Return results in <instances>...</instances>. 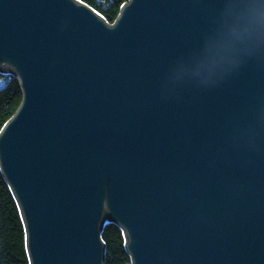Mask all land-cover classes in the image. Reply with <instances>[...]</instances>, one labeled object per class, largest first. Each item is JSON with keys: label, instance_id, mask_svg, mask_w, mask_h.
<instances>
[{"label": "water", "instance_id": "water-1", "mask_svg": "<svg viewBox=\"0 0 264 264\" xmlns=\"http://www.w3.org/2000/svg\"><path fill=\"white\" fill-rule=\"evenodd\" d=\"M0 72L31 264H264V0H0Z\"/></svg>", "mask_w": 264, "mask_h": 264}, {"label": "trees", "instance_id": "trees-1", "mask_svg": "<svg viewBox=\"0 0 264 264\" xmlns=\"http://www.w3.org/2000/svg\"><path fill=\"white\" fill-rule=\"evenodd\" d=\"M98 12L109 24H115L129 0H80ZM23 101L19 81L0 73V133L17 113ZM105 264H131L124 231L115 224L104 227ZM0 264H31L27 232L17 200L0 170Z\"/></svg>", "mask_w": 264, "mask_h": 264}, {"label": "rangeland", "instance_id": "rangeland-1", "mask_svg": "<svg viewBox=\"0 0 264 264\" xmlns=\"http://www.w3.org/2000/svg\"><path fill=\"white\" fill-rule=\"evenodd\" d=\"M0 73H2V74H4V75H11V73H5V72H0ZM11 76H13V75H11ZM15 77V76H14ZM5 127V126H4Z\"/></svg>", "mask_w": 264, "mask_h": 264}, {"label": "bare ground", "instance_id": "bare-ground-1", "mask_svg": "<svg viewBox=\"0 0 264 264\" xmlns=\"http://www.w3.org/2000/svg\"><path fill=\"white\" fill-rule=\"evenodd\" d=\"M3 130V129H2ZM2 132V131H1ZM105 225H108V221H105ZM131 258V257H130ZM105 264V261H104ZM131 264H132V260H131Z\"/></svg>", "mask_w": 264, "mask_h": 264}]
</instances>
